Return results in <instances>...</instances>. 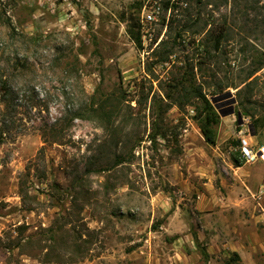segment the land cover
Segmentation results:
<instances>
[{"label": "rangeland", "instance_id": "rangeland-1", "mask_svg": "<svg viewBox=\"0 0 264 264\" xmlns=\"http://www.w3.org/2000/svg\"><path fill=\"white\" fill-rule=\"evenodd\" d=\"M163 1L0 0L18 103L0 145V264H264V161L232 158L264 143V0ZM157 5L136 46L130 21L141 31ZM198 86L214 143L200 100L181 96Z\"/></svg>", "mask_w": 264, "mask_h": 264}, {"label": "trees", "instance_id": "trees-1", "mask_svg": "<svg viewBox=\"0 0 264 264\" xmlns=\"http://www.w3.org/2000/svg\"><path fill=\"white\" fill-rule=\"evenodd\" d=\"M142 5V4H141ZM175 1L171 3V0L163 1V7L169 9L172 6H176ZM8 24H12L11 21ZM129 34L136 46H142V34L140 31V23L137 21V18H133L129 23L128 28ZM223 38L222 34L216 35L213 39L216 43V46L219 44ZM17 61L14 63L16 64ZM191 89L185 88L186 92L182 93L181 96L187 97V92L190 93L189 97H195L200 100L202 103V109L199 113V125L205 135L207 141L214 143V133L212 129V124L218 121L219 115L214 108V105L210 99L203 93L201 87H190ZM109 99H101L98 102V105L92 112L97 114V117L102 122L105 129L114 131V122L112 120L114 115V108H109ZM18 103L15 101V89L10 83V78L0 73V145L5 144L11 141L15 136L16 121L14 117L15 108ZM94 107V106H93ZM88 111H90L88 109ZM87 109H81L80 111H75L72 115V118H88L89 115H86L88 112ZM52 132L55 133L58 137L63 136L61 129H57L56 126H53ZM57 137V138H58ZM238 145L241 144V141H238ZM239 153L242 154L241 148ZM233 161L236 166H241L245 163V158H239L237 155L233 154ZM21 193H23L21 189Z\"/></svg>", "mask_w": 264, "mask_h": 264}, {"label": "built area", "instance_id": "built-area-1", "mask_svg": "<svg viewBox=\"0 0 264 264\" xmlns=\"http://www.w3.org/2000/svg\"><path fill=\"white\" fill-rule=\"evenodd\" d=\"M160 10L161 7L157 5L151 9L145 8L144 11L142 12L141 31H142V43L144 44L145 48L149 46L148 40H152L151 37L148 39V35H151V31H150V27H148L147 25L149 23H152L154 20H156V17L160 13ZM241 151L243 157L247 160L261 159L264 161V143L258 146L256 149H253L251 145L247 142V140L244 139Z\"/></svg>", "mask_w": 264, "mask_h": 264}, {"label": "water", "instance_id": "water-1", "mask_svg": "<svg viewBox=\"0 0 264 264\" xmlns=\"http://www.w3.org/2000/svg\"><path fill=\"white\" fill-rule=\"evenodd\" d=\"M222 115H226V113H222ZM239 116L241 117V114L239 113Z\"/></svg>", "mask_w": 264, "mask_h": 264}]
</instances>
